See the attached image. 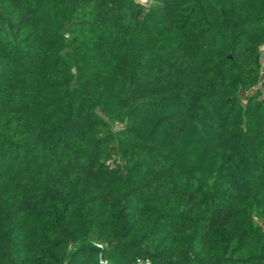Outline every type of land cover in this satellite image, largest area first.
I'll return each mask as SVG.
<instances>
[{
  "label": "trees",
  "instance_id": "1",
  "mask_svg": "<svg viewBox=\"0 0 264 264\" xmlns=\"http://www.w3.org/2000/svg\"><path fill=\"white\" fill-rule=\"evenodd\" d=\"M263 43L264 0H0V264H264Z\"/></svg>",
  "mask_w": 264,
  "mask_h": 264
},
{
  "label": "built area",
  "instance_id": "2",
  "mask_svg": "<svg viewBox=\"0 0 264 264\" xmlns=\"http://www.w3.org/2000/svg\"><path fill=\"white\" fill-rule=\"evenodd\" d=\"M138 1L142 3H147L149 0H138ZM260 51H261L260 61H261L262 78H261V82L259 83V85L255 86L252 89V92H255L257 89L260 88L262 90L261 96L264 98V43L260 45Z\"/></svg>",
  "mask_w": 264,
  "mask_h": 264
},
{
  "label": "rangeland",
  "instance_id": "3",
  "mask_svg": "<svg viewBox=\"0 0 264 264\" xmlns=\"http://www.w3.org/2000/svg\"><path fill=\"white\" fill-rule=\"evenodd\" d=\"M245 95V93L242 94V97Z\"/></svg>",
  "mask_w": 264,
  "mask_h": 264
}]
</instances>
